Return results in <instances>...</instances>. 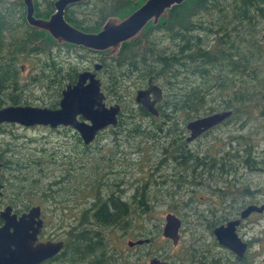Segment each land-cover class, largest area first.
<instances>
[{"label":"trees","instance_id":"1","mask_svg":"<svg viewBox=\"0 0 264 264\" xmlns=\"http://www.w3.org/2000/svg\"><path fill=\"white\" fill-rule=\"evenodd\" d=\"M10 3L0 8V107L31 103L57 107L64 87L76 80L73 72L84 65L60 50L73 47L69 53L76 54L84 49L59 45L45 31L31 28L21 17L22 3ZM142 36L144 42H125L106 61L102 90L106 104L121 105L116 126L99 132L89 144L70 127L51 130L36 126L63 137L53 145L41 144V158L36 156L37 139L24 140L34 148L23 160L20 171H25L28 180L22 179L20 188L31 200L36 199L42 178L46 182L59 179L47 187L52 194L57 192L52 186L59 184L71 185L76 197H90L87 208L77 212L79 218L87 213L91 223L84 230L92 244L78 255L87 262H94L103 251L97 230L103 234L115 230L120 217L130 213V205L149 211L151 205H162L160 202L170 198L173 203L168 207L177 212L179 206L191 204L188 197L180 198L187 181L197 191L224 190L219 198L205 195L224 202L207 198L204 204L238 205L237 197L254 201L263 193L257 184L252 191L251 184H240L239 173H264V127L247 132L249 120L264 122V0H186L171 8L157 25L149 24ZM23 62L31 63L25 75L18 66ZM150 78L164 89L158 116L134 100L136 90L147 86ZM227 109L232 114L222 123L192 143L185 140L184 121ZM238 114L245 117L239 130L230 128ZM18 139L11 135L12 142ZM8 144L11 142L1 140L0 152ZM205 145L216 148L206 150ZM144 167L148 175L142 179L137 174ZM28 168L29 172H42L41 176L28 173ZM119 179L129 195L123 186L118 190ZM151 188L163 197H152ZM65 242L68 244V236Z\"/></svg>","mask_w":264,"mask_h":264},{"label":"flooded vegetation","instance_id":"2","mask_svg":"<svg viewBox=\"0 0 264 264\" xmlns=\"http://www.w3.org/2000/svg\"><path fill=\"white\" fill-rule=\"evenodd\" d=\"M10 1H17L18 4L22 3L21 13L23 12V16L21 14V17H23L24 21H26L27 24L33 28L34 26H31L27 21V8L23 0H0V8L7 6L8 2L11 5ZM61 1L62 0H33L34 17L49 19L53 13L61 12L65 21H67L70 25L84 32L97 33L109 18H117L119 20L124 19L131 12L142 6L146 0H69L62 6ZM174 6L166 8L163 14L159 17L157 23H153V18L149 19L136 38L133 37L122 42L117 52L110 55H107V53L111 49L98 51L66 42L60 43L46 30L37 27L35 28L48 33L49 36L59 45H69L83 48V51H76V54L69 53L73 47H70L69 49L63 48L60 50V53L68 51L69 55H73L75 63L84 64L82 68L73 72V74H76V80L74 83L77 82L79 73L87 70L95 73V77L100 80V87L102 90V84L107 78L106 61L111 59L112 56H115L125 42H137L138 40L144 42L145 38L142 36V33L147 31V26L149 24L155 26L160 23L162 18L166 17L168 11ZM139 46L144 47V44L140 43ZM110 65H112V62ZM18 66H20V72L23 75L25 65L20 64ZM45 75H47V73ZM147 86H143L139 89H144ZM160 88L162 90V100L164 89L162 86H160ZM161 100L156 104L157 110ZM19 105L42 106L35 105L33 103ZM188 121H184L182 124L185 129L183 134L185 140L186 136L189 134L186 129V123ZM10 124L18 123H2L0 125V131L4 125ZM36 126L42 125H35L26 128H33ZM42 127L51 130L66 128L62 125H59L56 128H50L48 126ZM195 140L196 138L187 142L192 143ZM49 143V141H46L45 146L53 145V143L56 142L51 144ZM13 146H15V142H11V145L8 144L4 152H0V228L6 225L5 216H7L9 218V221L7 222L8 230L10 233L13 232V216L18 220L23 217L24 214H29L33 207H39L36 214L30 218H26V223L24 224L25 232L23 234L26 235L29 229L37 227L39 230L35 241L36 246L48 243L54 244L58 242H62V245L58 251L43 259L38 264H106L108 261H105L107 256H109L111 264H150L152 259L159 260L161 262L160 264H217L218 261L220 262L219 264H247L246 262H243V259L247 258L248 249L250 247V241L246 237L247 232H245L246 222L253 216V214L261 216L264 215V211L262 213H250L247 217L242 219L236 227L237 234L248 245L243 257H238L234 252L221 245L214 236L213 230L220 225H226V223L230 220L238 218L241 210L246 205L251 203L260 204L264 202V195L260 199L254 201H244L240 205H235L233 203L228 205H224V203L185 204L179 206L180 211L175 212L174 210H170V208H168L165 214L157 213L156 211L158 208L163 207L162 205H151L149 211H145L144 207L140 205H130V213L126 217H120L119 222L114 227L115 230H110L106 234L97 230L100 235L99 244H102L103 248L99 258L94 260V262L91 260L87 262V259L79 258V252L81 250L89 249L92 244L90 234L86 233L84 230L91 228V223L88 219L89 217L87 218V213L83 215V218H79V214L77 215L78 211L86 209L89 203H91L90 197L86 195L83 199L77 198L75 189L73 188L72 193H70V195H62V199L58 196L57 192L53 190L55 194H52L50 190L47 189L49 185L45 179L42 178L39 181L36 199L30 195L32 198L31 200L28 195H26L25 190L20 188L22 184L19 181L25 178V171H20V169L24 168L22 166L25 164L22 157H18V159L16 158L15 154L17 149ZM188 149L189 148L187 147V150ZM111 176H113V174H111ZM120 182V179L116 180L119 191L123 189ZM223 183L225 184L226 181ZM186 185L188 193H197V189L193 188V185H190L189 181H187ZM207 193L217 195L219 198L224 194V190L216 187L215 190H208ZM52 196H55L56 200L49 199ZM200 198L203 197L200 196ZM219 200L224 202L223 198ZM118 207L122 208V205H119ZM63 208L68 209L66 212H63ZM140 213H142V215H140ZM167 214H174L180 219V224L174 237H167L164 234L165 226L168 223L166 219ZM102 228L103 227L100 229ZM140 228L144 229V231H138ZM81 229H83L85 233L79 232ZM113 233H115V238L118 240L127 239L126 245H123L120 249H118L116 252L117 254H113V241L115 239L111 240V235ZM169 234L173 235V233L170 232ZM66 236H68V244L65 242ZM139 239H142L143 241L141 243H135ZM130 242H132V245L129 244ZM5 264H12L11 259H8ZM14 264L17 263L14 262Z\"/></svg>","mask_w":264,"mask_h":264},{"label":"water","instance_id":"3","mask_svg":"<svg viewBox=\"0 0 264 264\" xmlns=\"http://www.w3.org/2000/svg\"><path fill=\"white\" fill-rule=\"evenodd\" d=\"M69 0H62L61 6ZM186 0H146L145 3L124 19L109 18L97 33L84 32L70 25L62 13H53L49 19L36 18L33 15V0H23L27 11L26 18L31 26L44 29L58 42H66L83 48L104 51L111 49L107 55L114 54L122 42L137 37L148 22L153 18L157 23L166 8L183 3ZM162 98L159 85L152 83L150 78L148 86L136 91L134 100L142 105L145 110L153 115H158L156 104ZM105 95L100 87V80L91 71L79 73L74 84H68L62 90L57 108L34 105H5L0 107V125L2 123H18L25 127L42 125L56 128L59 125L72 127L78 132L84 144L94 141L99 134L109 126H116L118 113L121 106L118 103L107 105ZM232 114L231 109L216 111L207 115L194 118L186 123L189 134L186 141H191L203 132L220 124ZM39 207H33L29 214H24L20 219L12 218L14 231L9 232L6 225L0 228V264H5L11 259L12 264H38L43 259L54 254L60 249L62 242L35 245L39 228L32 227L25 232L26 218L36 214ZM264 202L246 205L238 218L230 220L226 225L214 228L213 233L218 242L234 252L238 257H243L248 245L236 232L237 225L250 213H262ZM168 221L164 229L165 236L174 237L180 224V219L174 214H167ZM173 233V235L169 234ZM139 239L135 243H141ZM132 245V242L129 243ZM157 259H152L150 264H160Z\"/></svg>","mask_w":264,"mask_h":264},{"label":"rangeland","instance_id":"4","mask_svg":"<svg viewBox=\"0 0 264 264\" xmlns=\"http://www.w3.org/2000/svg\"><path fill=\"white\" fill-rule=\"evenodd\" d=\"M20 64H24L25 65V71L23 73V75H25L28 70L30 69L31 63H27V62H23ZM240 111H238L239 113ZM245 117L243 114H238L235 118H234V122L231 123V125L229 126L230 128L236 127V129L239 130L240 128V121L243 120ZM229 121H232V119H230ZM243 122V121H242ZM260 125L262 126V128L264 127V122H261L259 124H254L251 120L248 121L247 124V132H255L257 130H259ZM235 131V129H234ZM216 132H218V130H216ZM187 133V132H186ZM11 135L14 136H18L19 139L15 142V146H13L15 149H17V152L15 154L16 158L18 159V157H22V159H26L29 156V153L32 151L31 148H34L33 146H28L26 145L24 142V140L28 139H37L38 142V146L36 147L37 152H36V156L37 157H42L43 154L40 151L41 149V144H43L46 141H49L51 143L55 142L56 139H60L63 140V137L60 136L57 133H50L47 130H44L41 127H33V128H26L24 126L18 125V124H10V125H4L2 127V130L0 131V140H5L7 142H12L11 141ZM261 137H259L260 139ZM258 139V138H257ZM196 145V144H194ZM192 146V145H191ZM261 146V145H260ZM264 146V145H263ZM204 148L206 150H208V148H210L211 150H214L216 147H212V146H208L205 145ZM50 152V151H49ZM150 160V159H149ZM25 170V169H24ZM30 168L27 169L28 173H33V174H38L37 177L39 178L42 174V172L40 171H32L29 172ZM36 170H38V167H36ZM48 174H50V169H48L46 171ZM240 176L242 177V179H240V184L243 185H248L251 184V187L249 188L250 191H252V189L254 187H257L263 191L262 194H259L257 199H260L263 195H264V173L260 172V173H250L246 170H243V173H239ZM140 176L142 179H145L148 175V172H146V168L144 167L142 172L138 171L137 176ZM25 177L27 178V175L25 174ZM135 178V175L132 176L130 179L131 181ZM74 179V177L72 178ZM128 179V181L130 180ZM28 180V178H27ZM57 181L59 179H50L48 180V185L51 184L53 181ZM22 184V181H19ZM68 186V187H66ZM66 186H60L59 184L57 185H53L52 188L55 189L57 191V194H61V195H65V194H69L72 193V189H71V185H66ZM121 186L124 187V189L126 190V187L121 184ZM187 187L185 186L183 191L181 192V196L183 200H186L188 197V200H192L191 204H204L205 200L207 198H209L210 200L217 202L219 199L216 197H210V196H205L207 195V192L205 191H197V193L195 195H190V193L187 192ZM135 189V185L129 187V192L132 193L134 192ZM35 192V191H33ZM127 194L129 195L128 191L126 190ZM150 194L152 197L154 196H158V197H163V193H161L160 191H156L154 188H151L150 190ZM193 199H192V197ZM200 196H202L203 198H200ZM72 197V196H71ZM80 198V197H77ZM256 199V200H257ZM247 200H251V199H247ZM246 199H243L241 197H237V203L238 205L242 204L244 201H247ZM156 201H158V198H156ZM195 201V203L193 202ZM180 202V200H179ZM163 203L161 208H158L156 211L157 213H161V214H165V212L168 210V206L170 204L173 203V201L170 198H166L164 199L162 202ZM69 204V203H66ZM142 213H140L141 215ZM245 232H247V239L250 241V247L248 249V255H247V264H264V215H256L253 214L252 217H250L249 220H247L246 222V230ZM115 238V233H113L111 235V240H113ZM126 241L127 239L124 240H118L117 238L114 239L113 241V254H117V250L120 249L123 245H126ZM109 258V256L106 257L105 261H107ZM108 264H111V261L108 262Z\"/></svg>","mask_w":264,"mask_h":264}]
</instances>
